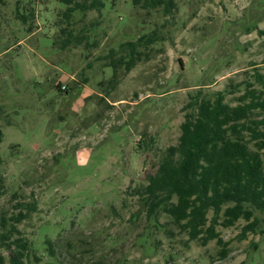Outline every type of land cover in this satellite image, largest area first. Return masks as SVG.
<instances>
[{"label": "rangeland", "instance_id": "rangeland-1", "mask_svg": "<svg viewBox=\"0 0 264 264\" xmlns=\"http://www.w3.org/2000/svg\"><path fill=\"white\" fill-rule=\"evenodd\" d=\"M29 2L24 24L16 0L0 4V215L27 214L24 263L264 264L263 213L261 231L242 238L240 219L216 227L221 244L202 245L165 214L148 218L134 194L177 144L190 96L220 91L234 106L247 83L260 90L264 0H177L168 15L103 0L100 12L74 14L88 46L65 49L55 25L64 5L19 0L20 13ZM154 30L150 59L108 83L105 56ZM9 254L0 244L2 264Z\"/></svg>", "mask_w": 264, "mask_h": 264}, {"label": "trees", "instance_id": "trees-1", "mask_svg": "<svg viewBox=\"0 0 264 264\" xmlns=\"http://www.w3.org/2000/svg\"><path fill=\"white\" fill-rule=\"evenodd\" d=\"M176 1L131 0V5L147 12L162 8L168 15L176 7ZM58 2L64 5L55 21L62 36L59 48L80 45L83 41L88 46L86 26L73 30L74 14L100 12L103 0ZM0 4H5L4 0ZM29 4L28 10L24 9L28 11L25 15L19 12V0H16L15 14L22 24L34 16V6ZM157 41L154 30L120 44L119 52L111 50L105 56L109 59L106 66L112 70L108 83H117L118 69L123 67V72L128 74L139 62L149 60V52ZM255 81L260 90L252 89L251 83H247V89L234 106L224 101L220 91L209 97L201 96L200 91L190 96L177 144L161 153L155 173L147 175L145 184L134 192L148 218L165 214L190 241H200L202 245L212 240L221 244L216 227L229 228L240 219L246 221L240 233L242 238L261 231V221L254 212L264 214V73H256ZM1 113L0 106V116ZM34 209L31 204L28 211ZM26 217L21 212L9 218L0 215V244L10 252V264H25L28 244L20 237L17 224ZM46 245L52 254V243L47 240Z\"/></svg>", "mask_w": 264, "mask_h": 264}]
</instances>
